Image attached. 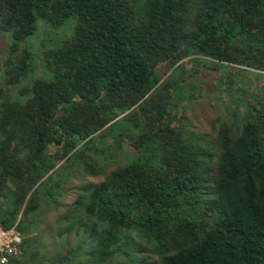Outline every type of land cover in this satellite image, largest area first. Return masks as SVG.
Listing matches in <instances>:
<instances>
[{"label":"trees","instance_id":"obj_1","mask_svg":"<svg viewBox=\"0 0 264 264\" xmlns=\"http://www.w3.org/2000/svg\"><path fill=\"white\" fill-rule=\"evenodd\" d=\"M69 19L36 54L51 78L28 81L25 42ZM5 33L0 226L23 236L8 264H264V86L239 77L264 76V0H0ZM187 58L243 83L213 137L178 118Z\"/></svg>","mask_w":264,"mask_h":264},{"label":"rangeland","instance_id":"obj_2","mask_svg":"<svg viewBox=\"0 0 264 264\" xmlns=\"http://www.w3.org/2000/svg\"><path fill=\"white\" fill-rule=\"evenodd\" d=\"M75 26V19H69L59 26L51 25L45 20L39 21L37 32L25 42V49L35 55V63L37 66V68L35 67L37 74H29L28 81L31 80L33 76L51 78V74L48 72L46 74L43 73L41 58L36 54L43 50L40 49L43 46V48H50L51 46L57 47L61 45L63 40L72 37ZM10 38V33L0 35V57L4 55L8 46L11 44ZM202 60L204 61L205 59L200 58L199 62L194 61L193 58L184 60L182 67L185 73V83L188 84V87L186 89L187 93L183 96L184 98L181 101L176 100V110L178 118H181L182 122H185L190 128L213 137L211 133L212 122L218 117L222 119L228 118L229 105L233 102L232 99L239 97L240 93L239 95L237 94V89L242 88L243 83L242 80L235 78L239 73H237L234 68L223 67L218 71H213L211 70V65H209L207 61L203 62ZM246 74L248 73L240 75L239 77L249 76L248 78L253 80V83L249 87V92H255V88L257 89L258 87L264 86V76L260 81L255 82L254 75ZM228 75H232L234 79L232 89H230L227 84H224L227 78H229ZM174 97L177 99L178 94L175 93ZM82 180L99 183L103 178L86 177V179H82L79 177V179L70 180L69 182L79 183ZM66 187H68L69 190L65 193V203L69 204L74 199L75 191L72 189V184ZM55 214L54 212L49 215V221L54 220ZM47 239L50 245L55 241L54 238Z\"/></svg>","mask_w":264,"mask_h":264},{"label":"built area","instance_id":"obj_3","mask_svg":"<svg viewBox=\"0 0 264 264\" xmlns=\"http://www.w3.org/2000/svg\"><path fill=\"white\" fill-rule=\"evenodd\" d=\"M22 236L15 229L6 230L0 226V264H8L10 257L18 256Z\"/></svg>","mask_w":264,"mask_h":264}]
</instances>
